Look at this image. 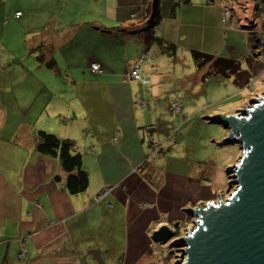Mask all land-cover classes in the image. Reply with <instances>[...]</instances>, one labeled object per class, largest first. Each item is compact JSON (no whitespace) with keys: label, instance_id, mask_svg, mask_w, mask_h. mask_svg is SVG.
<instances>
[{"label":"crops","instance_id":"0c3cea01","mask_svg":"<svg viewBox=\"0 0 264 264\" xmlns=\"http://www.w3.org/2000/svg\"><path fill=\"white\" fill-rule=\"evenodd\" d=\"M0 1V264H152L154 225L184 222L202 193L218 191L179 170L164 167L161 178L151 166V179L142 172L146 165L136 171L150 153L146 128L156 127L155 140L166 138L160 126L169 120L174 88L157 73L164 60L158 45L144 66L156 84V106L142 104L148 95L130 77L128 63L144 53L152 35L188 57L211 43L223 54L233 32L223 28L217 0H168L159 5L153 31L147 28L153 0ZM18 25L33 32L27 45L8 43ZM105 37L93 45L96 60L88 62L89 39ZM95 63L101 74L92 72ZM41 130L69 140L83 155L90 176L85 192L72 195L56 180L59 160L36 149ZM213 167L205 170V181L216 180ZM107 188L112 190L97 202ZM98 221L101 229L93 230ZM119 224L126 254L113 263L104 252L116 243Z\"/></svg>","mask_w":264,"mask_h":264},{"label":"rangeland","instance_id":"374dc122","mask_svg":"<svg viewBox=\"0 0 264 264\" xmlns=\"http://www.w3.org/2000/svg\"><path fill=\"white\" fill-rule=\"evenodd\" d=\"M155 1H158L159 5L164 8L168 0H153V3ZM225 1L235 2L236 0ZM129 2L130 0H127L123 3L127 4ZM219 2L220 0H217L218 6ZM256 3L258 4L259 1L257 0ZM259 10L260 18L264 21L263 3L260 5ZM235 17L236 16L232 18L231 22L224 25L222 22L223 14L221 11V24L223 28L233 32V35L226 38L228 45L230 41L232 46L227 49L224 48L225 51H223V54L218 53L217 45L214 43L206 45L207 50L203 49L199 51H203L217 57L239 60L242 65V69L250 74L251 83L246 88L240 89L237 87L233 79H224L219 75L207 76L208 74L206 75V73L208 72V68L198 71L192 59V55L189 57L186 56L184 50L179 49L178 45L174 43L172 44L176 46L175 55L171 57L168 54H164V56H162L164 60L159 62L160 69L157 68L158 74H164L167 77V86L171 83V87L174 89L172 93L169 94L172 96V100H168V98H166V100L170 103L169 120L167 123L160 126V131L164 132V137L166 136V138L161 140V142L155 139L150 140L152 143L157 142L155 144L159 147L161 146V149H159V151L154 149L153 159L155 162H146V166L144 165L145 168L142 172L149 175V178L151 179L154 174H161V178H163L164 175L166 176L168 171L176 172L179 170L185 174L190 173V176L187 175L189 176V181L191 178H194L198 184L208 182L211 185L212 183L217 188L218 192L214 194L212 193L210 197L205 193H202L200 196L201 198H204L197 204V207L200 204L205 206L209 202H218L221 196L222 198L227 199L237 187L235 185L230 187L231 178L227 172L230 167L239 162L242 152L239 145H230L226 143L229 132L223 127V125L219 124L216 118L217 115H232L231 113L236 114L245 105H248L251 100L258 98V96H264V36H256L257 33H253L258 32L259 30H238L236 28L238 24ZM8 18L7 20H9ZM23 27L24 26L22 25L17 26L16 38L8 43L24 42L26 44L27 35L33 32L31 31V28H29V25L26 26L25 29H23ZM151 30L153 31V29ZM35 37V35H32L30 36V39L35 41ZM133 38L139 39V37ZM257 39H260V41L257 42ZM105 40L106 37L103 40L96 41H93L92 38L89 39L88 44H86L88 62L96 60V47L93 45L97 42ZM134 42L135 40L132 39L129 43ZM254 45H258L256 50L253 48ZM115 46L120 47L121 44ZM109 47L110 46H105L104 48L108 49ZM23 52H26V48ZM149 52H152L153 55V50H149ZM114 58H117L116 54L114 55ZM129 67H131L130 63H128V68ZM145 67H147V65ZM121 68H127V65H122ZM143 74L145 75V72ZM145 77L149 83H143L134 79L132 80L141 83V87L143 88L141 92L148 95L142 104L146 103L147 106L149 105L153 107L156 106L157 103L154 100L156 95L151 93V91L152 87L156 84H152L150 76L148 77L145 75ZM163 101H165V99ZM157 102L159 103V99ZM173 103L180 106L181 109L180 111L178 110L179 112L176 113L171 109ZM160 104L162 106L166 105V103L162 102H160ZM36 116L37 114H34L31 118L34 119ZM149 128L156 129L154 126H149ZM160 150H164L165 153H161ZM157 151L158 153L156 154ZM211 164H214L213 175L216 178V180L214 179L213 181L214 183L205 181L204 177L206 176L203 177L205 170ZM142 166L138 167L136 171H141L143 168ZM151 166H154V174L149 173ZM164 167L167 169V172ZM145 181H147V179H145ZM147 182L150 186L152 185L151 180H148ZM147 204L145 203L144 207L149 206ZM194 208L196 207L194 206ZM190 209L193 208H188L186 210L189 214ZM176 223L179 224V222ZM94 224L95 223L92 222L91 225ZM168 224L172 226L170 223H160L154 225V232L158 231L163 226H169ZM96 225L97 227H93V230L101 229L99 221ZM193 228V219L191 216H188L185 222L180 223L179 232H177V235L174 238L184 236L188 230ZM118 231H124L123 224H119L115 229L114 236L116 239H114L116 243L104 252L106 257L110 256L109 259L113 263H115V259L116 262L119 263L121 258L126 254L124 236L123 234H117ZM174 238L166 243L156 244L152 241L153 248L150 251V262L152 264L183 263V255L181 251H179L181 247L173 246L175 241ZM94 264H99V262L95 261Z\"/></svg>","mask_w":264,"mask_h":264},{"label":"water","instance_id":"95a60500","mask_svg":"<svg viewBox=\"0 0 264 264\" xmlns=\"http://www.w3.org/2000/svg\"><path fill=\"white\" fill-rule=\"evenodd\" d=\"M158 6L155 1L148 25L155 22ZM216 118L229 132L226 143L239 145L242 152L227 172L230 187H237L227 199L221 196L218 202L189 210L194 228L173 244L181 247L184 260L178 264H264V96L251 100L236 114ZM176 235L163 226L151 239L166 243Z\"/></svg>","mask_w":264,"mask_h":264},{"label":"trees","instance_id":"16d2710c","mask_svg":"<svg viewBox=\"0 0 264 264\" xmlns=\"http://www.w3.org/2000/svg\"><path fill=\"white\" fill-rule=\"evenodd\" d=\"M262 3L264 4V2L261 0L260 4ZM157 21L158 17L156 18L155 22L152 25H149L147 28L153 29ZM262 23L264 28V21H262ZM146 41L147 48L143 54L148 53V51L155 45H158L161 48L162 54H168L169 56L173 57L176 53V46L160 37H155L152 35L146 37ZM143 54L141 56H143ZM192 59L198 71L208 68V72L206 73V75L208 74L207 76L219 75L224 79H233L236 86L240 89L246 88L251 83L250 74L242 69V65L239 60L217 57L199 50L192 51ZM148 62L149 59H147L144 66H146ZM231 114L233 115L234 113ZM154 130L155 129L148 128L146 132L149 142L150 140L154 139ZM36 141V149L39 153L59 160L61 174L56 176V180L59 183L63 182L66 190L70 194L77 195L85 192L89 188L90 176L89 173L83 168V155L73 150V144L69 140L61 139L53 133L41 130L37 131ZM160 151L161 153H165L164 150ZM62 174H66V178H63Z\"/></svg>","mask_w":264,"mask_h":264},{"label":"built area","instance_id":"2783aa9c","mask_svg":"<svg viewBox=\"0 0 264 264\" xmlns=\"http://www.w3.org/2000/svg\"><path fill=\"white\" fill-rule=\"evenodd\" d=\"M255 1V2H254ZM259 3L257 4V0H236L235 2H229L225 0H220L219 6L221 8L223 18L222 22L224 25L227 23L231 22L232 18L236 16L237 20V26L236 28L238 30H247V29H253L255 31L259 30L258 32H253L257 33L256 36L263 37L264 35V28H263V23L261 22V18L259 15V7H260V1L258 0ZM22 13L18 12L16 13V16L19 17L21 16ZM152 50V49H150ZM152 57V52L143 54L134 64L131 66V73L130 77L134 80L141 81L143 83H149L147 78L145 77L144 73V64L146 63L147 59H150ZM91 70L93 73H99L101 74L103 71L101 69V65L98 63L92 64ZM176 103V102H175ZM173 103L172 105V110H174L176 113L180 111V106L178 104L176 105ZM176 109V110H175ZM179 110V111H178ZM149 127H147L146 130H148ZM151 129V128H149ZM157 143V142H155ZM155 143L150 142V155L146 158L147 161H152L153 156H154V149L158 150L161 149V146H157ZM159 144V143H158ZM156 152V154L158 153ZM155 154V155H156ZM103 195H98L96 196L95 200L98 202L102 199ZM21 258L25 256V249L21 252L19 255Z\"/></svg>","mask_w":264,"mask_h":264},{"label":"flooded vegetation","instance_id":"af4514ba","mask_svg":"<svg viewBox=\"0 0 264 264\" xmlns=\"http://www.w3.org/2000/svg\"><path fill=\"white\" fill-rule=\"evenodd\" d=\"M148 157V156H147ZM146 157V158H147ZM145 158L144 162H142L139 167H141L142 165H145L146 162H150V163H153L155 162V160H152V161H147ZM112 190V188H107L105 189V192L104 193H101V195L105 196L108 192H110ZM102 196V198H103ZM146 208H149L148 206H146ZM191 215L189 214V212H187V216H186V219L188 218V216ZM192 217V216H191ZM186 219L184 220V222L186 221ZM193 219V218H192ZM180 223H182V221H179V224L178 223H175V224H171L172 226L169 225V227L175 232H179V226H180ZM182 237V236H181ZM177 238H174V240H176Z\"/></svg>","mask_w":264,"mask_h":264}]
</instances>
